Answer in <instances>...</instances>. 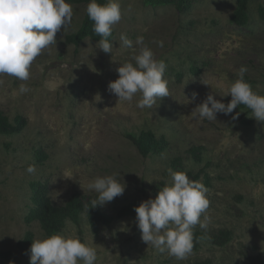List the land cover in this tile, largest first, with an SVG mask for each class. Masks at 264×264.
I'll use <instances>...</instances> for the list:
<instances>
[{
    "label": "rangeland",
    "instance_id": "obj_1",
    "mask_svg": "<svg viewBox=\"0 0 264 264\" xmlns=\"http://www.w3.org/2000/svg\"><path fill=\"white\" fill-rule=\"evenodd\" d=\"M188 3L178 10L119 0L121 20L108 37L111 53L90 37L78 44L66 41L80 29L87 6L70 3V25L33 61L30 78L0 75V112L13 125L17 117L25 120L20 130L0 134V252L13 258L0 256V264L27 263L30 253L19 250L17 242L28 233L34 240L74 234L96 249V264H247L256 255L264 259V122L251 118L246 106L233 110L239 113L235 120L222 113L211 121L193 118L208 94L225 104L231 100L224 95L241 66L248 69L244 77L252 89L264 95V0H247L245 26L231 21L237 0ZM121 34L132 48L122 45ZM140 36L166 64L170 96L152 109L136 106L139 93L131 102L119 101L108 89L120 65L135 64ZM22 83L30 90L18 94ZM142 131L162 139L160 150L139 153L129 136ZM176 158L181 165L172 164ZM29 165L35 172L27 171ZM169 168L202 171L196 182L207 189L209 200L204 214L208 227L193 228V234L204 237L184 260L143 243L135 222L134 206L154 198L170 181ZM112 174L126 187L100 206L105 221L92 225L82 212L50 234L37 221L27 222L36 185H44L52 202L62 206L73 194L97 196L89 182ZM220 231L228 232V239Z\"/></svg>",
    "mask_w": 264,
    "mask_h": 264
},
{
    "label": "clouds",
    "instance_id": "obj_2",
    "mask_svg": "<svg viewBox=\"0 0 264 264\" xmlns=\"http://www.w3.org/2000/svg\"><path fill=\"white\" fill-rule=\"evenodd\" d=\"M85 10L93 21V32L101 38L99 49L111 53L113 45L108 37L112 35L113 26L121 20L119 0H107L105 4L89 0ZM72 16L73 8L66 0H0V75L27 81L33 61L56 43V33L70 25ZM120 40L124 47L132 48V41L125 34H121ZM136 44L140 47L138 54L133 56L135 64L126 62L120 65L116 69L118 78L109 82L108 89L119 101L131 102L139 93L136 106L152 109L157 100L170 96L164 79L166 64L155 58L142 36L137 37ZM247 71L246 66L239 68L238 78L224 95L231 96L227 104L208 94L196 107L193 118L216 120L218 113L233 114L234 109L244 105L251 110V118L264 122V95L255 92L244 80ZM29 90L22 83L18 94ZM238 116V112L234 113L232 119ZM27 171L35 172V166L29 165ZM168 173L170 181L154 198L134 206L135 222L143 243L159 253L184 260L193 249V228L196 225L201 229L208 227L209 217L204 215L209 208L207 189L202 183L190 180L182 171L169 168ZM117 175L98 176L89 182L88 189L97 193L91 207L103 206L123 194L126 185L116 178ZM96 261V249L81 242L74 234H52L33 240L30 246L29 264H96Z\"/></svg>",
    "mask_w": 264,
    "mask_h": 264
},
{
    "label": "trees",
    "instance_id": "obj_3",
    "mask_svg": "<svg viewBox=\"0 0 264 264\" xmlns=\"http://www.w3.org/2000/svg\"><path fill=\"white\" fill-rule=\"evenodd\" d=\"M68 3L76 4H88L89 0H66ZM99 4H105V0H97ZM146 4L149 5H174L178 10H182L189 6L188 0H144ZM247 0H237L236 8L231 16V21L238 26H245L248 22L247 15ZM90 37L95 40H100L101 38L93 32V21L89 19L87 13L83 19L80 29L71 35L66 37V41L74 44H78L82 39ZM244 80L251 83L248 78L244 77ZM240 108L245 107L244 105H239ZM16 125L9 122L8 118L0 112V134L7 133L15 130H20L25 124V120L17 117ZM131 141L136 146L137 150L142 156H147L150 152H156L161 147V140L156 139L155 135L150 131H142L138 136H129ZM196 148L194 150H199ZM193 150V151H194ZM43 158V156H42ZM199 159V155L196 156ZM174 165H181L179 158L172 161ZM186 173L188 178L192 181H197L202 171L190 172L183 171ZM96 199V196H88L86 198L79 194H73L62 206L55 205L50 196L47 193V189L44 185H36L33 192V204L34 207L31 209L30 214L27 216V222L37 221L42 229L47 234L53 233L59 229L65 219L75 220L78 215L85 212V215L92 225H96L100 222L105 221V217L100 210V206L91 207V201ZM126 209L122 211L121 214H125ZM219 236L228 239V232L220 231ZM204 235L201 232H196L193 234V249L196 250L198 247V240L203 238ZM219 239V238H218ZM34 240L33 235L28 233L25 238L17 242V247L23 253H30V246ZM221 241V239H220ZM0 256L6 260L12 261V255L10 252H0ZM26 264H29V260ZM194 264H211L207 260L196 261ZM238 264V263H235ZM247 264H264V259L261 255H256L250 258Z\"/></svg>",
    "mask_w": 264,
    "mask_h": 264
}]
</instances>
